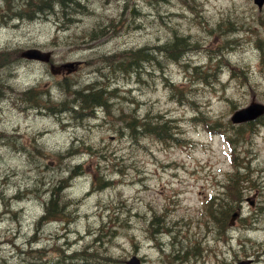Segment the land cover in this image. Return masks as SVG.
I'll return each instance as SVG.
<instances>
[{
	"label": "rangeland",
	"instance_id": "rangeland-1",
	"mask_svg": "<svg viewBox=\"0 0 264 264\" xmlns=\"http://www.w3.org/2000/svg\"><path fill=\"white\" fill-rule=\"evenodd\" d=\"M26 1L0 0V49L12 53L0 68V264H90L67 255L88 244L107 255L98 264H126L133 254L143 264H230L245 258L264 264V122L240 149L254 181L239 210L249 220L237 215L223 235L205 207L234 170L229 146L210 131L212 124L230 119L233 104L264 102V7L258 9L253 0H138L130 10L132 0L128 6H121L123 0H88L89 10L76 11L72 20L61 13L15 15L14 7ZM128 17L123 28L90 38L98 22ZM174 34L198 39L200 48L187 56V66L169 63L160 49L153 52ZM34 46L52 49L55 65L81 62L70 77L74 86L95 82L93 69L102 55L124 48L148 47L162 70L150 55L139 61V75L115 71L101 83L118 87V96L108 99L109 112L102 108L98 117L79 118L61 105L70 96L64 92L69 71L55 75L50 64L19 55ZM193 64L213 66L218 78ZM33 86L44 96L38 104L52 108L38 113L37 102L24 98ZM161 116L172 119L179 140L139 134L142 121ZM133 123L139 127L136 137L128 127ZM77 163L83 172L68 188L67 181L61 184L63 219L38 223L48 186L66 179ZM98 174L112 183L94 188ZM31 239L41 253L30 250ZM178 246L189 252L177 253Z\"/></svg>",
	"mask_w": 264,
	"mask_h": 264
},
{
	"label": "trees",
	"instance_id": "trees-1",
	"mask_svg": "<svg viewBox=\"0 0 264 264\" xmlns=\"http://www.w3.org/2000/svg\"><path fill=\"white\" fill-rule=\"evenodd\" d=\"M44 1L48 4L47 6H41L39 4H33L32 3V4H30V7L34 10H41L42 11L45 8L49 9V8L53 7V5L58 6L61 4L62 5L61 10H63V9L65 10L68 18H70L71 14L75 13L76 11L82 10V9H79V8H82V5H81L80 1H78V0H56L55 3H51L50 5H49L47 0H44ZM184 2L188 3L187 0H184ZM57 8H59V7H57ZM95 32L96 31L92 32V34H94ZM95 34H98V33H95ZM182 37L183 36H180V37L176 36L173 38V40H171V42L168 41V42H166V44H161L166 49L160 45V46H158V50L160 49L161 53L165 52V53H162L163 55L165 54L164 56L167 55L169 58L172 57V58L177 59L182 55V53L185 50H187L189 48H193V47L198 45L197 44L198 39L196 37L194 38V37H191L190 35L185 36L183 38ZM185 39H186V41H185ZM189 40H190V42H189ZM174 43H176L175 46H174ZM184 46H185V48H184ZM132 51H133L132 53H131V51H129L127 53V57H130V59H133L134 62L136 63V66H133L130 63L128 66L123 67L126 71H129V72L134 70L133 68L140 66L138 64L140 56L142 59L148 60V58H149L148 55L150 56L152 54L147 47H143V48H140L137 50H132ZM136 51H138V52H136ZM170 51H171V53H170ZM11 57H12V53L9 50L0 51V68L4 67L6 64H8L11 61ZM136 57H138V59ZM151 57H152V55H151ZM154 58H155V56H153L152 59L156 60ZM196 68L200 69V67L199 68L196 67ZM203 74L205 75L206 72ZM88 85H89V87H87ZM95 88H98L100 90V92L103 94L100 93L101 95L98 94L99 96L97 95V97H95L96 95L93 96ZM114 91L115 90H112V91L107 90V88H105L103 86L100 87V86L94 85L93 83H92V85H91V83L84 85L82 87V89L81 88H74L72 86V83H67V87L65 89V92L67 94H72L74 96L72 98L73 106H76L79 108L80 114L85 113L86 110H91V112H92L93 110H95L97 108H104V107H106V111L109 112V108L107 106L108 105V99L110 96L113 95ZM90 92H91V94H90ZM102 98H103V100H102ZM97 101H98V103H97ZM104 102H106V103H104ZM65 103L69 105V100H66ZM100 105H102V106H100ZM78 108L76 111H78ZM154 120L155 119L150 118L149 120H147L145 122H141V131L145 130L146 132H149L150 134H153V135H155L158 138H161L163 140H165L167 137L177 139L174 136V134L172 133L171 125L169 123L170 119L162 118L161 121L160 120L154 121ZM260 121H261V119H260ZM256 123H258V122L257 121H251V122H245V123L235 125V124H232L230 121L223 122V123L220 121H216L215 125L220 126V128H222L223 131H227L228 141L230 142V144L232 146V150L235 151L237 149V145L240 142L245 140L249 134H252L253 132L256 131V128H257ZM243 127H245V128H243ZM130 129L132 130V128H130ZM244 130H245V132H244ZM132 132H134V130H132ZM234 157L237 158L236 156H234ZM235 163H236L234 165L235 169L227 175V178H226L227 182L224 184V187H225L224 188V195L218 196L217 199L214 198L213 202H211L209 205L211 217L216 222L219 231L226 230L227 226L229 225L230 216L233 213V211L235 210V208H237L239 206L245 189L248 187H252L250 184L254 183L253 178L251 177V174H250L249 164L243 165L242 162H236V161H235ZM79 173H80V171L75 170L70 174V177H73ZM63 181H65V180H63L61 178L60 180H58L56 182V184H54L52 186L51 192L49 195V199L45 203V210H44V213L41 215L40 220L46 221V220H50V219H59L61 217L63 210L60 209V205L64 200V195H63L64 189L61 186V184L64 183ZM105 184H108V183H105ZM48 188H50V186H48ZM214 202L216 205L214 204ZM182 249H184V248H182Z\"/></svg>",
	"mask_w": 264,
	"mask_h": 264
},
{
	"label": "water",
	"instance_id": "water-1",
	"mask_svg": "<svg viewBox=\"0 0 264 264\" xmlns=\"http://www.w3.org/2000/svg\"><path fill=\"white\" fill-rule=\"evenodd\" d=\"M260 6L263 4L264 0H255ZM24 56L30 57V58H46L44 53H42L40 50L36 48H31L23 52ZM264 112V104L260 102H252L250 105L241 108L237 110L234 115L232 116V119L234 121H244L248 119H253L259 116ZM130 264H140L139 259L134 256L131 260H129ZM235 264H250V260L245 259L241 260L238 263Z\"/></svg>",
	"mask_w": 264,
	"mask_h": 264
},
{
	"label": "bare ground",
	"instance_id": "bare-ground-1",
	"mask_svg": "<svg viewBox=\"0 0 264 264\" xmlns=\"http://www.w3.org/2000/svg\"><path fill=\"white\" fill-rule=\"evenodd\" d=\"M78 3H79V2H78ZM63 8H64V7H63ZM133 9H134V7L131 8L130 10H133ZM63 10H64V9H63ZM135 11H137V10L135 9ZM60 13L62 14L63 17H64V15H65L66 17H68L66 13H64V12H60ZM130 14H131V13H130ZM131 15H132V14H131ZM59 17H60V16H59ZM64 18H65V17H64ZM60 19H61V18H60ZM67 20H70V19H67ZM56 22H57V21H56ZM57 25H58V24H57ZM58 26H59V25H58ZM177 35H178V34H177ZM174 36H175V34H174ZM178 37H180V36H178ZM184 37H185V36H184ZM182 38H183V37H182ZM88 40H89V38H88ZM97 40H98V39H97ZM172 40H173V39H172ZM176 41H177V40H176ZM185 41H186V39H185ZM94 42H95V41H94ZM159 42H160V41H159ZM170 42H171V41H170ZM174 42H175V41H174ZM189 42H190V40H189ZM191 43H192V42H191ZM164 44H166V43H164ZM167 44H168V43H167ZM175 44H176V43H174V46H175ZM177 44H178V43H177ZM182 44H183V43H182ZM185 44H186V43H185ZM194 44H195V43H194ZM197 44H198V43H197ZM189 45H190V44H189ZM191 45H192V44H191ZM195 45H196V44H195ZM161 46H162V45H161ZM182 46H183V45H182ZM162 47H164V46H162ZM171 47H172V46H171ZM159 48H160V47H159ZM164 48H165V47H164ZM184 48H185V46H184ZM130 49H131V48H130ZM165 49H166V48H165ZM168 50H169V49H168ZM170 50H171V49H170ZM149 51H150V50H149ZM132 52H133V51H131V53H132ZM136 52H138V51H136ZM139 52H140V51H139ZM160 52H161V51H160ZM157 53H159V52H157ZM162 53H165V52H162ZM166 53H167V52H166ZM170 53H171V51H170ZM143 54H144V53H143ZM143 54H142V55H143ZM137 55H138V54H137ZM137 55H136V56H137ZM151 55H152V54H151ZM157 55H158V54H157ZM164 55H165V54H164ZM168 55H169V54H168ZM153 56H155V55H152V57H153ZM169 56H170V55H169ZM148 57H149V55H148ZM136 58L138 59V57H136ZM166 58H167V57H166ZM154 59H155V58H154ZM161 59H162V58H161ZM140 60L143 61V59L141 58V56H140L139 61H140ZM144 60H145V59H144ZM159 60H160V59H159ZM139 61H138V62H139ZM219 61H220V60H219ZM136 62H137V61H136ZM217 66H218V65H217ZM189 67H190V66H189ZM186 68L188 69V67H186ZM201 70H202V69H201ZM204 73H205V72H204ZM91 85H92V84H91ZM33 87H34V86H33ZM87 87H89V85H88ZM81 89H82V88H81ZM74 90H75V89H74ZM87 90H88V89H87ZM75 91H76V90H75ZM101 91H102V90H101ZM79 92H80V91H79ZM82 93H83V92H82ZM100 93H101L100 90H99L98 88H95V89H94V95H93V96L96 95L95 97H97L98 94H99V95L103 94V93H101V94H100ZM90 94H91V92H90ZM87 95H88V94H87ZM99 95H98V96H99ZM80 96H81V95H80ZM101 97H102V96H101ZM101 97H100V98H101ZM104 97H105V96H104ZM104 97H103V98H104ZM103 98H102V100H103ZM97 99H98V98H97ZM104 100H105V99H104ZM90 101H91V100H90ZM99 101H100V100H99ZM97 103H98V101H97ZM104 103H106V102H104ZM104 105H105V104H104ZM100 106H102V105H100ZM111 107H112V103H111ZM133 119L135 120L136 117L134 116ZM129 127L132 128V130H137V129H139L138 124H135V123L131 124ZM243 128H245V127H243ZM241 130H242V129H241ZM246 130H247V129H246ZM244 132H245V130H244ZM69 180H70V179H67V180H66V181H67V188H68V186H69V184H70V181H69ZM159 218H160V217H159ZM149 221H150V220H149ZM156 221H157V220H156ZM152 223H153V222H152ZM156 225H158V224H156ZM148 226H150V225H148ZM151 226H152V225H151ZM151 226H150V227H151ZM155 227H156V226H155ZM157 229H159V228H157ZM152 230H153V229H152ZM154 230H155V229H154ZM168 231H169V229H168ZM183 241H184V240H183ZM173 242H174V241H173ZM176 242H177V241H176ZM176 242H175V243H176ZM167 245H168V244H167ZM170 245H171V243H170ZM176 245H177V244H176ZM180 245H181V244H180ZM173 248H174V247H173ZM175 248H176V247H175ZM182 248H183L182 246H178V247H177L178 250H182ZM171 249H172V248H171ZM172 252H173V251H172ZM177 255H179V254H177ZM173 257H174V256H173ZM175 257H176V256H175ZM180 257H181V256H180ZM178 258H179V257H178ZM172 259H173V258H172ZM174 259H175V258H174ZM179 259H180V258H179ZM177 261H178V260H177ZM179 262H180V261H179Z\"/></svg>",
	"mask_w": 264,
	"mask_h": 264
}]
</instances>
